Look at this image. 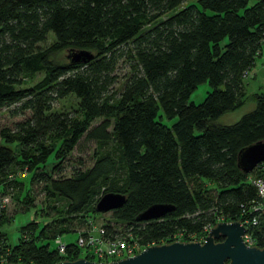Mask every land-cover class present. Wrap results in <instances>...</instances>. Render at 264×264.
Returning a JSON list of instances; mask_svg holds the SVG:
<instances>
[{"label":"trees","instance_id":"1","mask_svg":"<svg viewBox=\"0 0 264 264\" xmlns=\"http://www.w3.org/2000/svg\"><path fill=\"white\" fill-rule=\"evenodd\" d=\"M47 34L52 42L38 47ZM62 47L93 55L53 62L50 52ZM262 50L264 0H0V111H28L13 128L0 126V190L14 187L17 198L23 186L15 175L24 170L45 195L66 201L65 217L32 219L16 241L1 240L6 261L79 257L77 246L60 255L49 243L76 234L106 191L125 195L111 209L114 223H101L110 236L131 233L146 244L179 234L186 241L217 221L246 219L253 245L264 246V212L250 222L261 201L251 179L264 168L236 166L240 147L264 139V90L252 93L253 107L236 120L218 121L242 104L243 77ZM121 57L131 71L115 89ZM37 71L41 78L23 85ZM202 81L210 89L194 103L190 93ZM66 96L75 107L53 110ZM82 135L105 149L95 150L89 166L53 176ZM23 198L31 200L28 191ZM152 203L173 208L136 220Z\"/></svg>","mask_w":264,"mask_h":264},{"label":"rangeland","instance_id":"2","mask_svg":"<svg viewBox=\"0 0 264 264\" xmlns=\"http://www.w3.org/2000/svg\"><path fill=\"white\" fill-rule=\"evenodd\" d=\"M195 1V0H193ZM251 2V0H249ZM53 40L51 34H47L45 40L38 42L37 45L40 48L47 47ZM67 47H62L60 49L50 52V58L55 63L66 62L65 52ZM131 71L129 63L123 58H119L117 66L115 67V72L117 75V81L113 84V88L118 89L121 85V81L125 76ZM43 72H34L30 77L27 78L23 85H29L41 78ZM245 91V98L242 104L233 111L226 112L221 115L218 119L220 123H230L236 120L240 114L251 109L254 105L252 99V93L255 91L264 90V50L262 54L255 58L254 65L247 71L246 75L243 77ZM210 89L207 81H202L194 88L190 93L189 100L194 103L200 102L206 91ZM75 99L71 96H66L64 98L54 100L52 104V109L55 111H71L75 107ZM28 111L24 114L10 115L5 109L0 111V126H8L13 128L14 123L26 116ZM104 147L99 148L93 140L85 138L83 135L78 139L76 144L73 146L72 150L67 154L64 160L61 162L57 172L53 171L52 175H69L74 168L89 166L93 161V154L95 150H103ZM51 164L47 163L44 167L46 171H50ZM17 182H20L23 186L21 194L16 198L14 195L16 189L9 186L6 191L0 190V241H5L13 243L16 241L18 236H22L23 230L20 229V225L27 223L32 219H36L40 222H50L59 216L65 217L64 209L66 201L63 198H58L56 196H47L41 189V182L33 181L29 182L28 173L24 170H18L15 175ZM26 191H28L31 197L30 201H26L24 197ZM85 214V211H82ZM88 216V213L86 214ZM92 222L95 225H99L103 222L114 223L112 218L111 210L105 212H98L94 214H89ZM76 220H71L69 225H74ZM116 225L117 229L123 230L124 223L118 222ZM247 233V231H245ZM205 234H200L198 237L202 240ZM249 237L250 234L248 233ZM75 233H65L60 236L62 241H70L75 238ZM4 237V238H3ZM182 235L177 234L173 240H181ZM251 238V237H250ZM183 241V240H181ZM199 241V240H198ZM2 244V242H1ZM253 245V244H250ZM56 242L51 240L49 247L54 248ZM139 252V251H138ZM0 253L6 254L0 251ZM82 257V256H81ZM87 259V258H86ZM11 263V262H4Z\"/></svg>","mask_w":264,"mask_h":264},{"label":"water","instance_id":"3","mask_svg":"<svg viewBox=\"0 0 264 264\" xmlns=\"http://www.w3.org/2000/svg\"><path fill=\"white\" fill-rule=\"evenodd\" d=\"M92 55V52L83 48L69 47L65 52V57L71 62H83ZM261 160H264V139L248 143L236 152V166L242 172L250 171ZM124 200L123 193L106 191L96 199L94 208L98 212H105L117 208ZM172 208L173 206L168 203H152L139 211L135 219L157 218ZM244 231L245 226L238 220H221L209 227L202 241L172 240L154 243L145 246L134 255L112 261H94L77 257L52 264H264V246L247 245L242 239Z\"/></svg>","mask_w":264,"mask_h":264},{"label":"built area","instance_id":"4","mask_svg":"<svg viewBox=\"0 0 264 264\" xmlns=\"http://www.w3.org/2000/svg\"><path fill=\"white\" fill-rule=\"evenodd\" d=\"M261 163L264 168V160L258 162L255 166ZM254 166V167H255ZM251 182L254 184L257 190V194L261 201L256 205L252 206L253 214L251 215V224H256L260 213L264 212V175H259L252 177ZM241 224L245 226L248 222L246 219L238 220ZM209 228L206 229V232ZM242 234L243 241L247 244H253L252 239L249 237L248 233ZM203 233V234H205ZM204 238H202L203 240ZM191 240H199V237L193 238ZM56 242V250L60 255H65L66 247L70 246L71 249L75 246L80 249V256L94 261H112L119 258H123L129 255H134L145 246L154 244L139 241L137 238L132 237L131 233H118L114 235L106 234L105 229L102 224L95 225L92 220H88L84 226H81L76 231V236L73 240L62 241L60 237L54 239ZM6 254L0 253V264L6 262ZM64 260V259H61Z\"/></svg>","mask_w":264,"mask_h":264}]
</instances>
